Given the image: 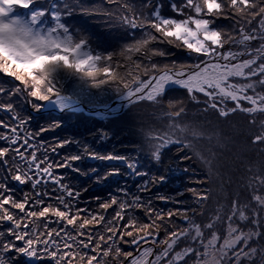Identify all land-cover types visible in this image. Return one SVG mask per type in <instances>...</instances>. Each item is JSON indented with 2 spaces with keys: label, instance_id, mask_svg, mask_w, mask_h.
<instances>
[{
  "label": "snow or ice",
  "instance_id": "snow-or-ice-1",
  "mask_svg": "<svg viewBox=\"0 0 264 264\" xmlns=\"http://www.w3.org/2000/svg\"><path fill=\"white\" fill-rule=\"evenodd\" d=\"M108 2L116 3V0ZM32 4L33 0H0V73L24 85V89L17 87L14 91L0 87V95L7 94L11 98L30 89L27 94L32 100L29 102L35 107V101H47L55 94L50 74L56 66L62 65L88 77L93 87L122 83L123 93L132 103L160 104L166 89L179 88L185 90L195 104L203 105V113L212 110L218 117L227 118L241 112L253 116L249 120L253 125L256 124L254 114H264V91L258 90L264 89V0H184L179 6L173 0L171 10L185 17L183 19L162 16L159 5L151 18L124 15L122 23L132 30L140 29L143 37L128 45L120 55L131 61L136 70L142 68L145 75L134 74L124 64L118 67L128 70L125 77L119 79L118 73L111 68L114 53L101 56L87 51L88 37L70 34L69 28L60 22L61 11L56 5H51L55 10L50 12L47 8L31 12L26 23L18 18L4 19L13 7L27 9ZM64 7L68 9L64 13L67 15L72 9L67 4ZM81 11L88 14L86 10ZM235 17L244 18V23L236 20L239 27L234 24L231 32L213 27L217 20ZM49 18L55 22L54 26L42 24ZM255 41H260L258 47L251 46ZM165 43L186 50L196 61L179 67L175 62L172 66H162L154 58H165L170 53L151 45ZM133 54L139 59L133 60ZM101 61L105 66H99ZM127 77L131 78V83ZM116 89L121 91L120 87ZM168 106L173 108L174 104L169 101ZM0 111L11 113L12 122L0 120V142L6 144L0 147V166L5 171L0 178V227L4 223L11 224L0 231V264H11L14 257L7 258L6 254L12 251L29 259L47 258L52 264H73L77 259L79 264H106V259L116 264H188L193 258L194 264H243L245 260L254 264L258 253L264 261L260 249L249 247L250 241L261 235L258 213L246 214L249 205H241L238 199H233L227 212L220 206L207 222L199 219L205 216V202L212 197L208 189H187L194 197L193 203L200 208L199 212L193 207L157 208L154 206L156 200L165 204H182L183 201L160 193L144 201L142 196L123 189L120 192L130 200H121L115 195L98 204L104 213L115 207L112 220L88 208L77 207L80 193L62 183L64 177L55 173V169L67 168L79 157L53 162L49 153H57L67 142L54 141V146L36 144L41 133L56 125L42 127L36 135H24L28 120L16 113L13 103H0ZM162 114L169 120L166 132L146 137L144 143L156 161L161 159L162 149L179 145L177 154L183 165L193 156L187 152L179 156V152L193 149V140L202 139L204 133L194 125L179 122L186 114L184 107ZM260 128L264 129V121ZM251 143L264 145V131L253 135ZM38 149H43L42 158L38 157ZM10 152L11 164L7 159ZM97 158L122 159L112 155ZM45 164L47 166L41 167ZM129 167L133 165L130 163ZM182 170L189 171L188 167ZM9 177L19 185L30 184L32 193L25 192L22 199L16 198L13 195L16 190L9 187ZM164 180V176L155 177L138 186V191L150 193V184H162ZM253 180L257 185L254 191L264 187V175L254 176ZM207 182L208 177H205L200 183ZM49 184L52 185L50 191ZM40 185L45 190H37ZM53 199L58 206L51 203L45 206L46 200ZM251 199L264 208V196L253 195ZM12 210L23 215L17 218ZM128 210L144 211L147 222L141 223L129 215L126 224H118L125 219ZM174 217L182 220V225L177 226ZM40 222H43L42 229L33 226ZM239 222H250L256 230L245 232ZM224 224L226 228L222 227ZM96 226L104 227L105 231L97 234ZM161 229L166 234L163 239H160ZM206 231L209 238H206ZM17 241L23 246H17ZM185 241L186 246L180 247ZM121 244L129 245L133 251L125 252Z\"/></svg>",
  "mask_w": 264,
  "mask_h": 264
},
{
  "label": "trees",
  "instance_id": "trees-1",
  "mask_svg": "<svg viewBox=\"0 0 264 264\" xmlns=\"http://www.w3.org/2000/svg\"><path fill=\"white\" fill-rule=\"evenodd\" d=\"M172 2L173 0H150V3L148 2V0H116V3H109L108 0H61L57 3L58 5L67 4L68 7L72 9L66 16L64 15V13L68 9L61 12L63 18L65 16L64 25L69 28L70 34H79L88 37L87 47H89V50L92 52V54H99L103 56L114 53V59L111 62V68L113 72L118 73L119 79L120 77H125V73L128 69H131L134 74H138L142 77L145 75L142 68L140 70H136L131 61L126 60L125 56L120 55V53L128 45L133 44L136 39H141L143 37V32L140 29L132 30L129 27L125 26L122 23L121 17L127 14L129 17L136 15L141 17L148 16L149 18H151V13L155 10L157 5H159L160 13L162 16L166 18L177 19L185 18L183 16H177V14L171 10L170 5ZM174 2L179 6L184 2V0H174ZM146 3H148L147 7H145ZM82 9L86 10L88 14H84L81 11ZM236 20H239L241 24L244 23V18L235 17L233 20H217L216 24L213 27L222 28L225 31L231 32L233 31ZM235 26L239 27L238 24H235ZM149 31L154 32V30L152 29H149ZM151 47H159L167 50L170 53V55L165 58H154V60L162 66L165 64H167L168 66H172V64L175 62L176 66L179 67L180 65L191 64L194 62V60L196 61L194 57L187 56L189 52H187L186 50L168 45L166 43L153 44L151 45ZM138 59L139 57L133 54V60ZM124 64L128 65V69H122L118 67V65ZM99 66H105V62L101 61ZM126 79L129 83H131L130 77H127ZM50 80L51 85L54 88V95L63 94L65 96H68L70 94L69 96L83 103L82 99L88 96L80 91V87H82L81 90L85 89L88 94L91 93L93 95L94 101H92V105H102L104 103H107L112 99V97L115 96L116 92H123L122 83H105L103 85H100L99 87H93L88 77L83 76L81 73L63 67L61 65L56 71H52V74H50ZM10 83L13 85V82ZM10 83L8 80L4 79V77L0 76V87H7ZM117 87H120L121 91H118L116 89ZM14 97H17L15 98V100H17L15 101L16 105L18 107L21 106L20 97H18L17 95H13L11 96V98H9L7 94L0 95V103H13ZM169 101L174 104L173 108H169ZM83 104H85V102ZM180 107H184L186 109V119H192V121H189L188 123H192V125L196 126V128L202 127L205 129L206 126H199L200 123L203 122L212 121V123L214 124L212 125L213 134L210 135L209 138L207 136H204L202 139L193 143V149L179 152V156L185 155V152L193 156L192 160L185 161L183 165L179 163L177 154L179 145H171L165 149H162L161 159L159 161H156L152 158L151 152L144 143L145 137H155L158 134L163 135L165 132L160 131L159 127H161L160 123L164 120V118L158 119L157 117H151L145 109L144 110L146 111V114L145 111L143 112V109L142 111H138V109L136 108H130L120 118L109 120L108 124L106 125H98L96 121H91L92 119L90 118L76 120V122H78L77 125H80V142H78V145H76L75 143L77 142H75L76 140H74L71 134L64 139L68 140L73 138L71 141L68 140L69 148L72 151L78 149L82 152H85L86 154H94L91 155L88 160H86L89 166L97 165L99 167L100 163H105L104 165H108V167L113 165L116 162L97 157L106 155L117 157V155H121L122 146H124L125 144H131V142L126 140V136H130L135 132H142V135L138 137L135 144H132L134 152H137L136 156L133 157L132 162H145L147 166H151L152 169H156L155 171L151 170L148 175L144 174L142 176L144 177L143 183L146 181L151 182L153 178L158 176L165 177L163 183L158 184L164 187L163 193H161L160 191H154L155 189L159 188L157 187V185L152 184H150V193L139 192L138 185L136 184L138 181L134 180L130 182L131 186L121 185L120 189L112 188L115 184V182H112L110 184V186L112 187H110L109 190L106 191L103 189V185H98L97 188L90 187L88 185L85 192V196H87L88 198L85 199H87L88 201H97V205L95 206L98 207L99 202H106V200L98 198L102 197L101 195H117L121 200H130V197H124L122 195V193L120 192L121 189H123L124 191H128L132 195L142 196L144 201H147L150 197L155 196L157 193L171 197L177 195L178 198H182L184 200L192 194L191 192L187 191V189L189 188H195L198 191L208 189L211 193H214L215 196H217V193H224L225 189L229 195V197L227 198V202L229 205H231V201L233 199H238L241 202V205H249V209L251 208V212H249L248 209L246 214L251 215L253 211L258 213L260 220L259 231L263 236V208L259 205H256L255 202L252 201L251 197L253 195L264 196V187H259L258 190L254 191V189L257 188V185L253 180L254 176L264 175V145H253L251 143V137L264 131V129L260 128L261 121H264V114H254L256 120L255 125L249 123V120L253 119V116H249L248 114L241 112H236L227 118H220L217 117L216 114H214L210 115L211 119L201 120L202 115L205 114L201 111L203 105H197L195 103L192 104L184 91L179 90L168 91L162 97L161 103L157 104L155 108L149 110L151 113H156L157 111L155 112V110L159 108L161 112L164 113L168 111H177ZM145 108L147 109L146 106ZM21 109L24 110L22 118H27L28 116L29 118H31L28 109L26 110V108L24 107H21ZM161 112H157L160 113L157 116H164ZM135 114H137V116H135ZM5 115L10 117L9 115H11V113H6ZM48 116L49 115H47L46 117ZM52 118L53 122H56L58 119L53 116ZM67 118L69 119V116ZM71 118L73 119V117ZM32 120L33 118H31V121ZM40 123L43 124V122ZM134 123L135 126H133ZM42 124L37 123L34 131H39L42 128ZM139 127L140 129H138ZM72 128L74 129L69 130L70 127H67L65 128V130L69 133L72 132V134H74L75 130L79 131V129H77V127H74V125ZM93 129H97L100 132L99 144H97L95 141L98 133L93 132ZM64 132L65 131L62 129L61 137L59 138L63 139ZM177 135H179V133H177ZM56 138L57 135L55 133L45 131L43 132V134L39 135L37 139H39V141L41 142L49 143L55 141ZM77 139H79V137H77ZM126 141L128 142L126 143ZM155 142L156 141H153V143ZM72 145L73 147H70ZM119 146H121V148ZM65 149H67L66 146ZM40 153L41 149H38V154ZM130 154H134L133 150H131ZM128 159L130 160V158ZM118 163H120L121 165L124 162H121V160H119ZM183 167H188L189 171L184 172L182 170ZM136 168L142 170V165H137ZM95 177L96 176H93L92 178L94 179ZM205 177H208V182L200 183L201 181H204ZM74 179L76 182H80L82 180L85 183L87 182L88 184L93 183V179L85 178L84 180V176H80L79 174H77ZM140 185H142L141 182L139 183V186ZM17 187L24 188L26 189V191L30 190L28 185L17 184ZM24 193L25 192L20 190V195L16 198L22 199L21 195H23ZM181 193L184 194L180 195ZM109 200L110 199H108L107 201ZM156 203H158V205ZM80 204H83V202L80 201ZM189 205H193L192 199L189 202ZM154 206L157 208H161V206L167 207L168 204L156 200V202L154 201ZM193 207L198 206L193 205ZM115 210L116 209L114 207L109 208L107 210V213H104L103 210L95 212L104 214L107 216L108 220H112ZM129 215L135 216L141 223L147 222L144 211L128 210V212L125 213V219L123 221H118L117 223L126 224L128 222ZM173 219L177 226L181 224L180 219H176L175 217ZM4 224V227L6 228L11 227L10 223ZM249 224L251 223L243 222L242 230L245 232L252 231L248 230L249 228H253L254 230V226H249ZM96 228L98 229L97 234L105 231L104 227L96 226ZM165 235V232L163 231V229H161L160 239H163ZM125 239L130 238L125 237ZM257 239L259 240V242ZM260 242V237L254 238V240L252 241V246L256 247L260 244ZM186 244L187 241L181 243L180 247H184L186 246ZM121 247L125 252L133 250V248H131L127 244H121ZM159 247L160 246L157 245V248ZM177 250H179V248H177ZM18 257L22 258V264H52V262L48 259H29L28 257H25L21 254H18ZM122 259L123 255L121 256V260ZM73 264H79V262L73 261ZM106 264H116V262L112 261L111 259H106Z\"/></svg>",
  "mask_w": 264,
  "mask_h": 264
},
{
  "label": "rangeland",
  "instance_id": "rangeland-1",
  "mask_svg": "<svg viewBox=\"0 0 264 264\" xmlns=\"http://www.w3.org/2000/svg\"><path fill=\"white\" fill-rule=\"evenodd\" d=\"M59 1H61V0H33L34 3L32 5H30L29 8L23 9V8H19V7H13V9L4 18L6 20L13 19V18H18L21 22H25L26 23V22H28V18L30 16L31 12L37 11V10H41V9H44V8H47V10L50 12L52 10H55V9H53L51 7V5H53V4L58 7L59 11H61V12L66 11L67 9L64 7V5H58L57 2H59ZM40 4H42V5H40ZM61 12H60V22L64 24L65 23L64 22V18H65L66 15L63 18ZM54 23L55 22L51 21L50 18L46 19V20H44L42 22L43 25H46V26H49V27L50 26H54ZM40 26L41 25L38 24V27H40ZM73 35L74 36H78L79 34H73ZM259 43H260V41H255V42L252 43L251 46L252 47H258ZM86 50L89 51L92 54V52L89 50V47H87ZM187 56L194 57L196 59V57L193 56L190 53H188ZM245 58H247V57H245ZM194 62H195V60H194ZM58 67L59 66H56L53 71H56L58 69ZM51 74H52V72H51ZM0 76L4 77V79L8 80L9 83L13 82V85L10 83L7 87H4L7 90L14 91L17 87H19L21 89H24V85L21 87L19 85L21 83L18 82V81H15L14 78H13V80H11V77L6 76L3 73H0ZM17 82L19 84H17ZM240 82H243V81H240ZM70 87H71V85H70ZM81 88L82 87H80V91H82L83 94L88 96V97H84L82 99L83 103L85 102V104H83V103L79 102L78 100H76L75 98L69 96L70 94L68 96H65L63 94H56V95H52L47 101H35L34 103H35L36 106L34 107L33 106V102H29V101L32 100V98L29 97L28 94H27L28 91H30V90L22 91L20 94L17 95L18 97H20V105L21 106L18 107L16 105L15 101H17V100H15V98H17V97H14L13 103H14V108H15L16 113L21 118H22V115H23V112H24V110L21 109V107L26 108V110L28 109V112L30 113L29 114L30 117L33 118L32 121H31V118H29V116L27 118H23V119H27L28 120V123L24 126V128L26 129V132L23 133L24 135H27L28 133H31L32 135H36V133H38L39 131H34V129L36 128L37 123L42 124L40 122H43L41 127H51L52 124L56 125L55 128L49 130V132H53V133H55L57 135V138H56L55 142H65L66 141L67 143L64 144V147L59 148L57 153H49L51 161H53V162L54 161H60V160H62L65 157H72V156H76V157H79V158L76 159V160H72L70 162L69 167H67V168L55 169V173L60 174V175H62L64 177V179L62 180V183L68 184L74 191L80 193V199L77 201V207L88 208L92 212H95V211H100L99 207L95 206V205H97V201L89 200L90 201L89 202L87 199H85V198H88L87 196H85V192H86V189H87L88 185L90 187H96V188H97L98 185H103V189L106 191V190H109L110 187H112V186H110V184L112 182H115V184L113 185L112 188L120 189L121 185L122 186H126V185L131 186L130 182H132L134 180H137L138 182L136 184L139 186L140 182L143 184L144 177H142V176L144 174L148 175L151 170L155 171L156 169H152L151 166L150 167L147 166L145 162H136V161L132 162L133 157H135L136 153H137V152H134L132 144H135V142L138 139V137H140L142 135V132H139V133L135 132V133H133L130 136H126V138H127L126 140L131 142V144H125L124 146L121 145L122 146V154L121 155H117V157H121L122 159H112V160H110L112 162H116L113 165L108 167V165H104L105 163H100L101 167L100 166L98 167L97 165L89 166L87 164L86 160H88V158L91 157L90 154H86L85 152H82L81 150H78V149L75 150V151L74 150L72 151L69 148L68 140L71 141L74 138V140H76L75 142H77V143H75L76 145H78V142H80V140H81V138L79 136L80 135V127H79L80 125H77L78 122H76V120L83 119V118H90V119H92L91 121H96L98 123V125H106V124H108L109 120H112L114 118H120L130 108H134V109L136 108V109H138V111H140V110L142 111V109H143V112L146 110L150 114L151 117H157L158 119H163L164 118V120L161 121V123H160V126H161V127H159L160 131L166 132L169 120L165 116H157L158 114H160V113H157V112H161V110L159 108L155 110V112L157 111L156 113H154V112L151 113L149 109L155 108L157 106V104H152V103L147 102V101L140 102V103H130L125 109L122 110L121 113H119V114H117L115 116H112V117H105V118H102V119H97L94 116H88L87 114H85L83 112H78V111H67V112H62V113L60 112L59 114H54V113H51V112H48L47 114L41 113L42 112L41 110L44 109V106L49 101H51L53 99H56L59 96H63L65 98H71V99L79 102L81 105H84V106H103V105H106V104L114 101L115 99L119 98L120 96L124 95L123 92H119V93L116 92L115 96L112 97V99L110 101H108L107 103H104L102 105H92L93 104L92 101H94L93 100V95L91 93L88 94L85 89L81 90ZM171 90L184 91V93L186 94L185 90L179 89V88H172L170 90L167 89L165 94L168 91H171ZM258 90L264 91V89H258ZM189 101L192 104L194 103L190 99H189ZM145 106L147 107V109L145 108ZM245 106H248V105H245ZM29 109H31V110H29ZM146 111H145V114H146ZM39 112H40V114H39ZM36 113H38V115ZM0 114H1L0 115V120H5V121H8L9 123H12L11 120H10V117L5 115L6 112L4 113V112L0 111ZM214 114H216V116L218 117L217 113H215L212 110H209L207 113L202 115V119L201 120L211 119L210 115H214ZM256 114H259V113H256ZM47 115H49V116L46 117ZM52 116L55 117V118H58L56 122L52 121L53 120ZM68 116H69V119L67 118ZM135 116H137V114H135ZM196 116H197V114H196ZM71 117H73V119ZM185 121H187V122H185ZM189 121H192V119H186L185 115H183V116H181L179 118V122L181 124L192 125V123H188ZM193 121H196V120H193ZM17 124H18V121H17ZM73 125H74V127H77V129H79V131L75 130L74 134H72V132L69 133V132H67L65 130V128H67V127L68 128L70 127L69 130H73L74 129V128H72ZM212 125H214L212 123V121L203 122V123H200L199 126H206V128L204 129L202 127H200V128L198 127L197 130L198 131H202L204 133V136H207L209 138V136L213 134V132H212V127L213 126ZM133 126H135V123H134ZM118 128H119V126H118ZM62 129L65 131L63 139L59 138V137H61ZM83 129H85V128H83ZM138 129H140V127ZM92 131L98 133L97 136H96V140L95 141H96L97 144H99L100 143V137H99L100 136V132H99V130L93 129ZM41 134H43V133H41ZM70 134L72 135L73 138L68 139V140L64 139V138L68 137ZM77 137H79V139H77ZM128 141H126V143ZM196 141H198V140H193V143H195ZM44 143H46L49 146H54L52 144V142L48 143V142H41V141H39V139L36 140V144L37 145L44 144ZM3 146H6V144L4 142H0V147H3ZM65 146L67 147V149H65ZM121 146H119V147L121 148ZM70 147H73V145L70 146ZM131 150H133L134 154H130ZM42 154H43V149H41V153L38 154V157L42 158ZM143 154H144V152H143ZM29 155H30V153H29ZM128 158H130L131 161ZM7 159L9 160V163L11 164L12 163V153L11 152L9 153ZM119 160H121V162H124V163L120 165V163H118ZM130 163L133 165V167H131V168L129 167ZM140 164L142 165V170L136 168V166L137 165L139 166ZM44 166H47V165L45 164V165H42L41 167H44ZM146 167H149V168H146ZM144 169H145V171L147 173L144 171ZM77 174H79L80 176L83 175L84 176V180H85V178L93 179L92 178L93 176H96V177L93 179V183L92 184H88L87 182L85 183L82 180L80 182H78V181L76 182L74 177L77 176ZM4 175H5V171L2 169V166H0V178L4 177ZM88 176H91V177H88ZM8 179H9V183H10L9 187L10 188H14L16 190L13 193V195L15 197H18L20 195L19 194L20 190L23 191V192H29L30 191L29 193L30 194L32 193L30 184H25V185H28V187L30 189L29 191H26V189H24V188L17 187L18 183L14 182V181H11L10 177ZM157 187L159 189H155L154 191H160L161 193H163V191H164L163 188L164 187L160 186V185H157ZM51 188H52V185L49 184L48 185V190L50 191ZM37 190L43 191L45 189H44L43 185H40ZM216 195L217 196H215L214 193H212L211 199L209 201L205 202V208H204L205 216L199 218L200 220H203L204 222H207L208 218H210L212 216V214L214 213V210L216 208L220 207V206H223L224 207V211L227 212L228 208L230 207V205L227 202V198L229 197L228 192L224 189V193L221 192L220 194L217 193ZM21 196L23 198V195H21ZM101 196L102 197H98V198H101V199L106 200V201L108 199H110V197H111L110 194L101 195ZM172 198H173V200L183 201V203L182 204L168 203L167 207L161 206V208L167 210V209H176V208H183V207H193V205L197 206L194 203H193V205H189V202L191 201V199H192V201L194 199L192 194L188 198H186L184 200L182 198H178L177 195H175ZM93 200H95V199H93ZM80 201H82L83 204H80ZM48 203H51L53 206H58V202L55 201L54 199L51 200V201L46 200L45 206ZM156 204L158 205V203H156ZM157 205H155V206H157ZM193 208H196L197 212L200 211L199 207H193ZM250 209H249V212H251ZM12 211L14 213H17V218H19L21 216V215H19L20 213H18L17 210H12ZM262 211L264 212V208L262 209ZM51 219H54V218H51ZM180 222H181L180 225H182V220H180ZM239 223L242 225L243 222H239ZM42 224H43V222H40L39 224L33 225V226L34 227H40L42 229V227H43ZM4 225H3L2 228H0V231H4L6 229V227H4ZM249 226H252V225L249 224ZM52 227H57V225L56 224H52ZM222 227L226 228V224L222 225ZM248 230L255 231V228H254V230H253V228H249ZM259 230H260V228H259ZM97 231H98V229H97ZM259 237L261 239V242L255 248L260 249L261 253H264V235L262 236V234H261ZM5 238H7V234L5 235ZM206 238H209L207 234H206ZM253 240H254V238L250 241L249 247H253L252 246V241ZM258 242H259V240H258ZM16 243H17V246H21V242L17 241ZM6 257L7 258H13L14 257V259L11 260V264H22L21 263L22 258L18 257V254L15 253L14 251L7 253ZM45 259H47V258H45ZM76 261L78 262V259ZM243 264H249V262L247 260H245L243 262ZM254 264H264V261H262L260 253H258L257 256L254 258Z\"/></svg>",
  "mask_w": 264,
  "mask_h": 264
},
{
  "label": "water",
  "instance_id": "water-1",
  "mask_svg": "<svg viewBox=\"0 0 264 264\" xmlns=\"http://www.w3.org/2000/svg\"><path fill=\"white\" fill-rule=\"evenodd\" d=\"M11 80H13V78L11 77ZM17 84H19L17 82ZM21 87L23 86L22 84H19ZM167 90V89H166ZM166 92V91H165ZM126 94L124 93V95L120 96L119 98L115 99L114 101L106 104V105H103V106H84V105H81L79 102L71 99V98H65L63 96H59L58 98H61V99H64L65 101L69 102V105L67 103V107L66 106H63L61 108H49L47 107V105L51 102H53L54 100L58 99H53L51 101H49L45 106H44V109L41 110L42 112L41 113H44V114H47L48 112H51V113H54V114H59L60 112H67V111H78V112H83L85 114H87L88 116H94L95 118L97 119H102V118H105V117H112V116H115L119 113L122 112L123 109H125L130 103V100L125 104V105H119L117 107V109L113 110V111H108V110H111L112 106H114L117 101L124 97ZM31 110V109H29ZM97 110H101L100 114L99 115H95L94 112H96ZM38 115V113H36ZM40 114V112H39ZM183 223V221H182Z\"/></svg>",
  "mask_w": 264,
  "mask_h": 264
},
{
  "label": "bare ground",
  "instance_id": "bare-ground-1",
  "mask_svg": "<svg viewBox=\"0 0 264 264\" xmlns=\"http://www.w3.org/2000/svg\"><path fill=\"white\" fill-rule=\"evenodd\" d=\"M4 19H5V18H4ZM5 20H6V19H5ZM128 101H129V99H128V97L125 95L124 97L120 98L114 106H112L111 110H108V111H113V110L117 109V107H118L119 105H125ZM66 102H67V101H65L64 99L58 98V99L54 100L53 102L49 103V104L47 105V107L58 109V108H61V107H63V106H66L67 103H68V105H69V102H67V103H66ZM66 107H67V106H66ZM100 112H101V110H97L96 112H94V114H95V115H99Z\"/></svg>",
  "mask_w": 264,
  "mask_h": 264
},
{
  "label": "flooded vegetation",
  "instance_id": "flooded-vegetation-1",
  "mask_svg": "<svg viewBox=\"0 0 264 264\" xmlns=\"http://www.w3.org/2000/svg\"><path fill=\"white\" fill-rule=\"evenodd\" d=\"M157 247V246H156ZM133 251V250H132ZM189 264H194V259H190L189 261Z\"/></svg>",
  "mask_w": 264,
  "mask_h": 264
}]
</instances>
